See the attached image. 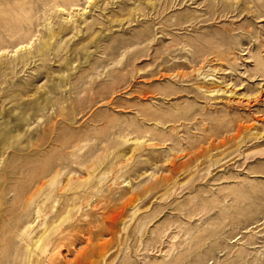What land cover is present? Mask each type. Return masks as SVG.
I'll return each mask as SVG.
<instances>
[{
	"label": "rangeland",
	"instance_id": "obj_1",
	"mask_svg": "<svg viewBox=\"0 0 264 264\" xmlns=\"http://www.w3.org/2000/svg\"><path fill=\"white\" fill-rule=\"evenodd\" d=\"M0 264H264V0H0Z\"/></svg>",
	"mask_w": 264,
	"mask_h": 264
}]
</instances>
